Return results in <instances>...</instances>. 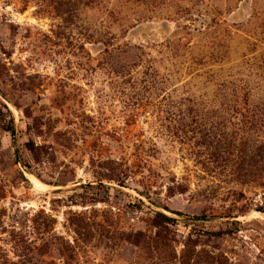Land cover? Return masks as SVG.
<instances>
[{
    "label": "rangeland",
    "instance_id": "1",
    "mask_svg": "<svg viewBox=\"0 0 264 264\" xmlns=\"http://www.w3.org/2000/svg\"><path fill=\"white\" fill-rule=\"evenodd\" d=\"M0 264H264V0H0Z\"/></svg>",
    "mask_w": 264,
    "mask_h": 264
},
{
    "label": "trees",
    "instance_id": "2",
    "mask_svg": "<svg viewBox=\"0 0 264 264\" xmlns=\"http://www.w3.org/2000/svg\"><path fill=\"white\" fill-rule=\"evenodd\" d=\"M10 129H11L12 133L15 132L12 120H11ZM175 213H177V212H175ZM177 214H180V213H177ZM175 221H177V219L169 217L168 215H166L165 213H162V212H157L155 217H154V224L157 227H163V226H166L167 224L175 222Z\"/></svg>",
    "mask_w": 264,
    "mask_h": 264
},
{
    "label": "bare ground",
    "instance_id": "3",
    "mask_svg": "<svg viewBox=\"0 0 264 264\" xmlns=\"http://www.w3.org/2000/svg\"><path fill=\"white\" fill-rule=\"evenodd\" d=\"M33 182L36 186L43 188L42 183L37 178L33 177Z\"/></svg>",
    "mask_w": 264,
    "mask_h": 264
}]
</instances>
